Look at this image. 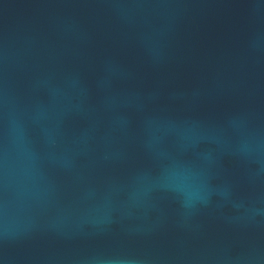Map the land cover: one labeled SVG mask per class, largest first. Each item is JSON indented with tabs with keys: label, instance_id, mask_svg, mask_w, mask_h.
<instances>
[{
	"label": "water",
	"instance_id": "obj_1",
	"mask_svg": "<svg viewBox=\"0 0 264 264\" xmlns=\"http://www.w3.org/2000/svg\"><path fill=\"white\" fill-rule=\"evenodd\" d=\"M0 264H264V0H0Z\"/></svg>",
	"mask_w": 264,
	"mask_h": 264
}]
</instances>
